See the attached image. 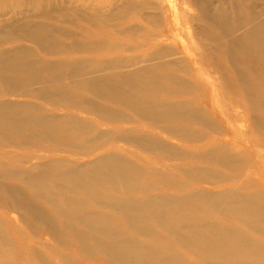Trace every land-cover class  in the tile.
<instances>
[{"label":"bare ground","instance_id":"1","mask_svg":"<svg viewBox=\"0 0 264 264\" xmlns=\"http://www.w3.org/2000/svg\"><path fill=\"white\" fill-rule=\"evenodd\" d=\"M119 1L137 19L148 9L146 0ZM188 1L195 13L182 20L201 47L190 36L188 50L207 70L162 59L166 78L93 60L95 48L59 47L50 23L14 17L0 26V146L49 153L24 168L0 164V264H264V0ZM21 27L28 31L16 37ZM74 53L90 60H59ZM195 72L220 104L213 137L222 144L207 150L211 189L151 190L153 165H130L112 145L138 148L129 132L100 125H121L127 110L192 139V128L207 127L191 105L200 97L178 107L161 96L158 114L149 100L197 93ZM47 147L93 158L56 159ZM144 149L152 161L179 154L167 144Z\"/></svg>","mask_w":264,"mask_h":264},{"label":"rangeland","instance_id":"2","mask_svg":"<svg viewBox=\"0 0 264 264\" xmlns=\"http://www.w3.org/2000/svg\"><path fill=\"white\" fill-rule=\"evenodd\" d=\"M111 1L0 0V26L11 22L14 17L33 20L23 22L34 27H37L35 25L38 24L46 25L50 23L52 24L53 36L59 42L57 44L59 47L65 45L72 48L81 45V50L87 47L89 49L95 48L96 53L92 58L93 60L121 61L124 63L125 69L130 72L138 68H146L157 77H173L166 68H158L160 63H165L162 59L171 60L172 65H178L179 61L190 72L195 71L197 68L207 70L206 59L198 58L199 63H195L194 57L188 50L190 34L196 33L193 27L186 25L185 21L182 20L188 12L195 13L194 10L189 9L188 0H146L148 9L143 13L141 19H137L134 13L120 12L122 6L119 0L114 3ZM162 8L164 12L161 13L160 9ZM47 11L49 14L46 13ZM61 15L62 17H60ZM26 31L28 30L21 27L20 32H16L15 36L20 37ZM192 39L194 42L191 45H194V50L201 48L196 43V39L194 37ZM23 43L32 48L27 40ZM3 47L9 49L11 46L4 44ZM160 48H165L166 52L159 54L158 49ZM59 58L63 61L90 60L88 53H74L65 58ZM217 61L222 62V60ZM195 76L192 78V83L196 86L197 93L192 92L188 97L175 95L170 98L165 93L153 92L155 98L149 100L154 114H158L160 107H157V101L162 99L161 96L169 98L173 105L178 107L185 105L187 100L191 101L192 98L200 97L203 103L192 101L191 105L197 115L200 116L201 121L207 123V127L204 129L201 127L192 128L194 135H191L192 139H189L187 135H171L161 125L152 123L148 118L141 119L135 112L130 111V113L127 110L124 111L125 121L121 125H115L113 128L100 125L103 129H125L129 132L128 135L133 138L138 148L127 143L118 142V140H124L120 138L113 140L112 145L130 165L133 164L138 168L144 167L143 169L147 164L153 165L154 169L150 172L148 183L151 187L145 184L151 190L166 188L163 190L165 193L170 188L178 192L189 189H202L204 191L211 189L205 177L208 168L207 159L210 158L207 155V150L212 144H222L221 137H213V131L219 127L220 104L211 101L213 97L206 94L207 84L203 82L198 73L195 72ZM211 76H219V74L212 72ZM2 88L0 86V98L3 97L1 95ZM140 92H142V89ZM203 94L207 96L204 97ZM146 96L148 95L146 94ZM10 98L15 100L25 99L20 96ZM78 112L83 113L79 114L81 116L87 114L85 110H79ZM114 132L118 135L116 131ZM181 133L186 134L185 131ZM176 134H179V132ZM180 136L184 139H180ZM148 142L149 144L146 145ZM163 144L169 145L173 151L179 154L174 157L166 156L152 161L151 155L142 151L150 145L153 147L163 146ZM47 148L53 151L52 148ZM54 151L51 155L56 159L73 161L79 158L87 163L93 158L92 156L88 158L74 156L76 153H56L57 150ZM48 155L49 153H44V150L32 147L24 148L8 144L0 146V164L8 166L28 167L30 164L38 163V159H44ZM168 168L172 169L170 175L164 171ZM222 170L223 168L220 171L223 172ZM169 192L175 194L174 191ZM10 216L14 219L17 218L15 213H11Z\"/></svg>","mask_w":264,"mask_h":264}]
</instances>
